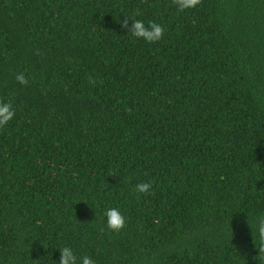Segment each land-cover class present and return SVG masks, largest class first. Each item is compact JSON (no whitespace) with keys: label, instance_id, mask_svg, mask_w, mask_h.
Here are the masks:
<instances>
[{"label":"trees","instance_id":"1","mask_svg":"<svg viewBox=\"0 0 264 264\" xmlns=\"http://www.w3.org/2000/svg\"><path fill=\"white\" fill-rule=\"evenodd\" d=\"M0 100V264H259L264 0H0Z\"/></svg>","mask_w":264,"mask_h":264},{"label":"clouds","instance_id":"2","mask_svg":"<svg viewBox=\"0 0 264 264\" xmlns=\"http://www.w3.org/2000/svg\"><path fill=\"white\" fill-rule=\"evenodd\" d=\"M173 5L176 6L179 12H183L186 9L195 8L201 3V0H172ZM140 13H135L134 16H124V19L120 21L122 27L127 30V33L132 37L142 39L145 42L151 44L158 42L164 36L165 29L162 24L150 20L147 24L141 19H136L135 16ZM129 19L132 23L129 26ZM16 80L22 85H27L28 80L23 72L16 74ZM89 83L95 86L96 81L94 77H89ZM15 116V111L10 102H4L0 100V129L4 128L9 121ZM153 188V182L142 181L137 183L133 189L134 193L149 195ZM139 198V196L137 197ZM107 228L113 232H120L126 225V218L121 213L119 208H108L105 213ZM253 242L258 249V255L256 259L259 264H264V215L256 217L254 222L248 220ZM60 249L59 264H77V256L73 249L69 246H64ZM80 264H95V261L88 255H84L80 258Z\"/></svg>","mask_w":264,"mask_h":264}]
</instances>
